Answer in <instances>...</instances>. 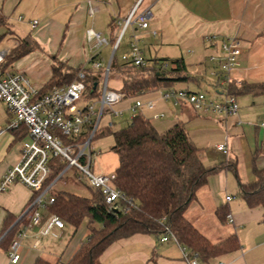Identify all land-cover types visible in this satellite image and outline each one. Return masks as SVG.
I'll list each match as a JSON object with an SVG mask.
<instances>
[{"label": "crops", "instance_id": "obj_1", "mask_svg": "<svg viewBox=\"0 0 264 264\" xmlns=\"http://www.w3.org/2000/svg\"><path fill=\"white\" fill-rule=\"evenodd\" d=\"M139 2L0 0V16L5 20V24L0 25V50L8 54L25 38L36 44L35 49L16 60L8 70L25 74L37 88L43 89L58 63L73 69L92 70V62L108 66L114 45L122 34V23ZM149 7L153 12L149 28L143 30L137 24L128 28L120 40L117 55L127 53L136 39L148 61L171 63L183 60L187 79L173 84L168 90L161 89L129 100L155 104L153 110L143 109L141 114L150 120L153 115L162 113L163 118L153 119L162 123L156 125L150 121L160 133L178 123L184 125L192 143L201 150L200 158L206 166H227L233 161L242 183L254 181L253 168L264 169V94L238 95L239 114L236 117L203 114L186 103L173 106L163 100V95L170 90H187L207 93L211 100L222 101L228 95V85L222 82V42L231 38L240 41L242 55L229 73L230 83H264V0H143L137 14ZM34 21L39 22L35 28L31 24ZM88 30L100 33L108 45L97 49L87 39ZM151 31H156L157 35L154 37ZM2 41L5 46L1 45ZM94 57L96 59L92 61ZM10 122L8 109L0 102V181L21 156V139L17 130L9 127ZM209 138L212 143L207 150L203 143ZM220 144L227 145V155L216 150ZM104 159L108 160L107 166L95 172L113 174L119 165L118 156L112 152ZM74 174V170L69 169L64 184L56 183L57 191L89 198L90 192L81 194L72 189L70 181L82 185ZM33 198L34 192L21 183L11 185L0 194V237L10 230L3 234L8 221H14L13 226L19 222L25 225L27 222L21 219L29 213L27 220L30 222ZM221 209H226L232 216V223L227 217L226 223L219 220L217 212ZM41 212L48 215L47 210L41 209ZM186 218L212 243L232 234L239 238L240 250L205 264H264V209L247 207L239 196L238 181L227 167L209 178L188 208ZM60 234L54 241L40 239L36 247L37 229L29 231L21 242L18 264H34L38 257L53 264H67L86 240L87 224L74 231L65 223ZM0 264H10L7 252L1 249ZM100 264L188 262L175 241L162 242L161 238L140 234L112 244L101 256Z\"/></svg>", "mask_w": 264, "mask_h": 264}, {"label": "trees", "instance_id": "obj_2", "mask_svg": "<svg viewBox=\"0 0 264 264\" xmlns=\"http://www.w3.org/2000/svg\"><path fill=\"white\" fill-rule=\"evenodd\" d=\"M5 20L0 16V25ZM36 44L30 38L21 40L15 48L6 54L2 70L8 69L16 60L26 56ZM119 48V47H118ZM118 48L111 62L109 80L117 69L137 70L142 76L122 78L119 91L125 100L134 99L161 89H170L173 84L187 79L183 60L171 63L174 67L161 70L156 61L145 68L127 67L117 59ZM96 58L94 57L92 61ZM80 72L85 75L86 97L99 100L103 71L91 69H73L58 63L53 67L50 81L41 89L48 92L53 87L69 85L78 79ZM228 95L264 94V83H246L240 85L229 83ZM17 136L23 140L27 128L17 130ZM89 134L82 137L84 140ZM112 135L113 153L118 156L119 165L114 172V187L119 190L124 200L117 203V209L107 203L106 197L99 189L88 185L91 196L80 197L67 192L54 194V203L47 207L50 214L58 216L64 223L77 231L87 224L88 236L67 264H100L103 253L117 241L135 235H152L162 238L173 235L179 245L187 248L191 256H197L201 263L241 249L237 234H232L218 243H212L186 218V212L196 200L198 192L208 184L209 178L227 167L235 175L239 184V196L250 209H264V169L253 168L254 181L241 182L236 164L232 161L227 166L219 164L206 166L201 158V150L196 147L181 123L160 133L143 114L131 120L130 124L120 130L101 128L93 140ZM67 167L66 163L53 165V172L47 184ZM30 212V210H29ZM24 215L21 221L29 222ZM228 212L221 209L217 216L226 223ZM8 221L4 232L10 230L0 240V249L8 252L15 239L21 222L13 226ZM12 226V227H11ZM2 234V235H3ZM34 264H53L38 257Z\"/></svg>", "mask_w": 264, "mask_h": 264}, {"label": "built area", "instance_id": "obj_3", "mask_svg": "<svg viewBox=\"0 0 264 264\" xmlns=\"http://www.w3.org/2000/svg\"><path fill=\"white\" fill-rule=\"evenodd\" d=\"M142 1L140 0L122 23V34L114 45L115 52L128 28L134 24L143 30L149 28V22L153 17L152 8L149 7L137 14ZM38 23V21L32 22V27L35 28ZM151 34L155 37L157 32L151 31ZM87 39L97 49L108 45L107 40L93 30H88ZM222 51V82L228 85L231 82L229 73L238 65L242 55L240 41L237 38H231L222 42ZM6 54L5 51L0 50V102L6 105L11 115L9 127L14 130L27 128L28 134L21 140L20 161L8 169L0 181V194L15 183H21L34 192L29 225L19 226V231L7 252L10 264H18L21 260V242L27 238L29 231L37 229L39 239L35 244L37 247L40 239L60 238V232L65 229L62 219L50 213L43 215L41 209L47 210V207L54 203V194L51 192L58 181L66 178L69 169L80 172L84 177L83 181H86L88 186L101 190L107 203L117 209V203L124 200V196L114 187L115 174L102 175L91 170L93 168L91 147L93 138L101 128L113 129L116 119L129 114L132 120L140 115L143 109L153 110L155 104L151 101L143 102L136 99L127 108H119L125 102V98L119 91L108 88L110 69L99 62H92L93 70L103 71L99 100H89L86 97L87 89L83 72H80L78 79L71 84L53 87L42 94L41 89L37 88L25 74L13 73L8 69L2 70ZM121 61L127 67L136 68H145L151 64L144 57L136 39L131 43L129 51L122 56ZM158 66L163 71L174 67L168 62L158 63ZM107 73L108 81H106ZM163 100L171 102L173 106L181 103L189 104L194 110L203 114L226 117H236L239 114L237 98L232 95H226L222 101H214L205 93L170 90L163 95ZM163 117L162 113L152 116L153 119ZM85 134L89 135L82 140ZM216 150L225 155L229 153L226 144L216 146ZM59 162L66 163L67 167L54 181L47 184L53 172V165ZM227 200L229 201L230 197ZM227 221L233 222L231 215H227ZM169 240L178 243L170 234L161 238L162 242ZM181 249L188 264H204L197 256H191L187 248L181 246Z\"/></svg>", "mask_w": 264, "mask_h": 264}, {"label": "rangeland", "instance_id": "obj_4", "mask_svg": "<svg viewBox=\"0 0 264 264\" xmlns=\"http://www.w3.org/2000/svg\"><path fill=\"white\" fill-rule=\"evenodd\" d=\"M1 45L5 46V42L2 41ZM117 59L119 61H121L122 60V56H120V54H118L117 55ZM138 76H142V74L139 73L137 70L117 69V70H115L114 75L112 76V78L108 82V88L111 89V90L120 91L121 88H122V78H125V77H133L134 78V77H138ZM205 94L207 95V93H205ZM133 103H134L133 100H128L126 102H123V104L127 105V106H130ZM126 107H123V108H126ZM119 108H121V107H119ZM123 108H121V109H123ZM145 113H147V112H145ZM166 119H168V117H166ZM150 121L153 124H156V125H159L160 123H162V122H159V121H155V120H153L151 118H150ZM104 122L105 121H103V123ZM115 122H116V125L113 128V131H117V130L123 129V128L127 127L130 124L131 116L129 114H126L123 118L116 119ZM165 122H167V121H165ZM211 143H212V140L209 138L203 143V145H204L203 147L208 150V147H210ZM113 146H114V138H113L112 135H107V136H104L102 138L93 140L92 145H91L92 152H93V154H92L93 168L91 169L92 172L96 173L95 172L96 170L101 169L104 166L105 167L107 166L108 160H105L104 156L106 154H112L113 151L111 149H112ZM112 163H114V162H112ZM74 172H76V176H75L76 179L79 180L82 183V185H80V184L78 185V184H75L72 181H70L72 183V189H74L75 191H77L78 193H81V194H87L88 192H90L89 196H91L92 191L90 189L88 190V188L86 186L87 185L86 181H83L84 177L77 170H75ZM108 175H110V174H108ZM68 176L70 177V175H68ZM65 181H66V178L61 179L59 181L60 183L58 185L60 186V185L64 184ZM57 192H59V191H57V188H56V185H55L53 190H52V192H51V194H55ZM25 225L28 226L29 222L25 223ZM53 239L54 238H49L48 237V238L44 239V242H46L48 240L49 241H54L55 239L54 240ZM4 259L6 260V257H4Z\"/></svg>", "mask_w": 264, "mask_h": 264}, {"label": "water", "instance_id": "obj_5", "mask_svg": "<svg viewBox=\"0 0 264 264\" xmlns=\"http://www.w3.org/2000/svg\"><path fill=\"white\" fill-rule=\"evenodd\" d=\"M114 54H115V50H113V53H112V56H111V59H110V63H109V65H108V69H110L111 61H112V59H113ZM106 81H108V73H107V76H106ZM5 235H6V234H5ZM2 238H3V237H2ZM0 240H1V238H0Z\"/></svg>", "mask_w": 264, "mask_h": 264}]
</instances>
